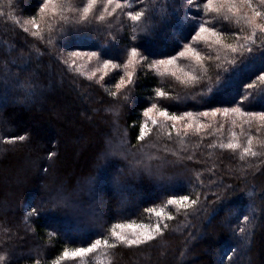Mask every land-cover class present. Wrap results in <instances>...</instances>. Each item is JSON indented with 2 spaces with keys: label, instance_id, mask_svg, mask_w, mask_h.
I'll use <instances>...</instances> for the list:
<instances>
[{
  "label": "trees",
  "instance_id": "1",
  "mask_svg": "<svg viewBox=\"0 0 264 264\" xmlns=\"http://www.w3.org/2000/svg\"><path fill=\"white\" fill-rule=\"evenodd\" d=\"M40 2L11 0L9 6V0H0V41L4 44L3 48L0 45V169L15 170L16 175L15 184L8 178L0 179V256L5 257L0 264H35L37 259L41 264H51L65 248L87 247L95 239H111L110 229L118 223H159L163 234L139 247L101 248L87 257L62 264H264V147L254 140L253 150L258 155L245 156L243 160L240 149L233 152L219 147L221 142H228L233 131L240 144L246 146V135L241 134L239 121L233 128L230 118L200 117L202 123L211 127L199 133L189 131L186 136H177L168 126L149 124L152 128L149 136L143 142L137 139L145 120L143 110L152 103L177 115L236 106L235 102L242 98L243 85L255 80L259 60L240 73L230 87L209 93L208 87L214 85L217 74L223 76V70H231V66L224 63L223 53L221 60L216 61V53L205 44H194L202 55L213 57L204 63L207 73L192 61L181 59L178 63L185 71L200 76L198 82L182 84L170 75H159L145 63L137 67L134 84L113 97L109 93L116 91L115 84L124 75L122 67L113 70L106 81L99 82L81 78L76 70L75 74L65 63L67 56L103 47L101 63L106 58L122 63L127 58L124 49L131 46H138L149 61L165 58L161 54L174 55L179 50L177 41L181 46L191 42L183 39L191 31L184 13L195 14V6L187 8L186 0H144V4L166 6L170 13L176 9L179 15L152 36L137 34L135 41L130 32L132 22L121 10L104 24H74L72 20L77 17L74 12L65 13L69 17L67 22L59 17L47 18V23L41 26V39L30 31L25 33L21 27L38 12ZM85 2L71 3L77 7ZM133 3L136 10L144 6L139 0ZM216 26L238 32L234 23ZM236 59L239 63V55ZM217 63L222 67L217 68ZM49 66L54 76L61 75L64 79L55 88L58 99L37 87L43 85ZM157 88L165 91L167 97H156ZM41 99L44 105L39 104ZM74 101L81 114L95 115L101 120L91 123L94 131L82 120L70 127L64 113L61 121L51 116L67 103L76 109ZM243 109L264 111V98L245 100ZM220 125L223 128L217 131ZM256 129V123L251 127L243 125L245 134L264 139V131L258 133ZM125 133L128 145L136 146L132 152L140 149L138 155L154 172H162L164 179L146 174L133 176L127 162L118 158L98 159L105 149L104 141ZM18 136L25 139L7 142ZM56 136L61 138L60 145ZM116 144L118 140H114V147ZM50 154L54 155L49 158ZM45 168L47 172L43 171ZM117 175L118 183L114 180ZM57 189L72 195L73 207L48 210L45 205L39 216L28 215L32 207L47 201ZM230 189L236 191L228 195ZM248 192L254 195L249 197ZM214 193L220 196L219 200ZM179 195L192 199L199 196V204L179 211L167 205L169 198ZM152 208L163 209L173 219L158 220L148 211ZM244 215L250 221H244ZM241 227L246 229L245 233L239 231ZM50 233L54 235L50 237Z\"/></svg>",
  "mask_w": 264,
  "mask_h": 264
},
{
  "label": "snow or ice",
  "instance_id": "2",
  "mask_svg": "<svg viewBox=\"0 0 264 264\" xmlns=\"http://www.w3.org/2000/svg\"><path fill=\"white\" fill-rule=\"evenodd\" d=\"M139 2L144 6L136 10L133 0H123V2L122 0H86L82 6L77 7L72 6L71 0H42L38 5V12L31 19L25 20L21 27L25 33H28L30 31L29 26H31V28L36 29V31L31 32V35L42 39L41 22L47 23L46 17H59L61 20L67 22L69 17L65 13L74 12L77 14V17L72 20L74 24H91L93 22L104 24L110 22L109 18L114 17L117 10H121L122 15L132 22L130 32L132 33V40L135 41L137 34L152 36L158 28L166 26L171 22L172 18L179 15L176 9H173L170 13L166 6L144 4V0H139ZM186 3L187 8H192L193 6L196 8V13L191 16L188 15L187 11L184 13V19L191 26V31L189 32V36L183 39L190 40L191 42H185L181 46L179 41H177L176 47L179 50L174 55L161 54L165 58L149 61L148 56L138 50V46H131L124 49L127 57L126 61L113 63L112 58L103 59L102 63L91 71L87 78L92 80L100 72L102 73L100 76V80L102 81L108 74L109 69H119L122 67L124 75L120 76L119 81L115 84L116 91L109 93L111 96L116 97L122 89L134 84L137 67H142L143 64L147 63L150 69H154L161 76L170 75L182 84H193L200 80V76L195 75L194 72L185 71L178 61L181 59L192 61L194 65L199 66L206 74L207 69L204 68V63L206 60L213 59V57L202 55L194 46V44L203 43L210 51L216 53L214 57L216 61L221 60V53H223L224 63L231 66V70L228 68L223 70V76L217 74L214 85L208 87V92L211 93L214 89H226L230 87L240 73L246 69H251L257 60H259L260 67L255 73V80L243 85L244 92L242 93V98L235 102L236 106L214 108L211 111L195 114L193 112H184L181 115H177L174 112H170L167 108L161 107L158 103H152L151 106L143 110L145 120L139 128L137 137L138 141L143 142L149 136L152 131L149 124L159 126L160 128L168 126L172 130H175L177 136H186L189 131L199 133L203 129L211 127L210 124L202 123L199 119L200 117L216 118L223 116L225 120L230 118L233 128L238 126V121L240 122L241 134L246 135V146L240 144L237 133L233 131L228 142H221L219 147L233 152L240 149L241 160L245 156L255 157L258 153L253 150V141L256 140L261 147H264V139H258L256 136L245 134L243 132V125L247 124L251 127L253 123H256V131L258 133L264 131V111H245L243 103L245 100L256 99L257 97L264 98V0H200V3H197V0H186ZM9 6H11V0H9ZM201 12L203 16L199 15ZM209 16L212 19L205 18ZM10 18L12 17L10 16ZM222 22L234 23L238 27V32L218 29L217 23ZM121 30L123 31L124 29L122 28ZM102 55H104L103 47L99 51L70 53L71 57H83L89 62L92 60L100 61ZM237 55L240 57L239 63L236 59ZM229 56L232 58H229ZM65 63H68V61H65ZM72 64H75V60L72 61ZM241 65H243V68L240 67ZM216 67L221 68L222 64L217 63ZM258 84L260 85L259 88ZM155 95L161 99L167 97V93L160 88L155 90ZM124 99H128L127 95L124 96ZM113 111L115 115H118V112L114 109ZM222 128L223 125H220L217 131H220ZM125 136L126 133L115 138H110L108 147L100 153L98 159L108 160L110 158H118L127 162L128 171L133 176L138 177L146 174L149 177L157 176L161 180L164 179L162 172H154L151 165L144 162L142 155H138L141 151L140 149L132 152V148H136V146H129L127 140L124 138ZM168 136L170 139V131L168 132ZM17 139L23 141L25 137H12L7 142L14 143ZM114 140H118V144L115 147ZM210 146L214 147L215 145ZM152 147H155V145H152ZM51 155L54 154H50L49 158H51ZM172 155H175V153H172ZM188 159H191V157H188ZM43 171L47 172L48 169L45 168ZM121 171H124V169H121ZM119 179V175L114 178L116 183L119 182ZM235 191V189H230L227 190V193L231 195ZM214 195L217 194L214 193ZM247 195L252 197L254 194L248 192ZM217 199H220L219 195H217ZM198 204L199 196L192 199L189 195H179L172 196L167 200V205L175 206L177 211L180 209L187 210ZM45 205L48 210L63 209L73 207L74 201L72 195L64 189H57L55 194L50 195L47 201H42L40 206L32 207L28 215L39 216L44 210ZM148 211L154 213L158 220L160 218H164L165 220L173 219L163 209L156 210L152 208L148 209ZM243 219L244 221H250L248 215H244ZM252 219L254 220L255 217L253 216ZM164 227H167V225H164ZM239 231L245 233L246 229L241 227ZM162 234V227L159 223L155 225L118 223L110 229L111 239H95L87 247L65 248L57 258L51 261V264H62L64 261L87 257L90 254L96 253L101 248L115 249L119 245L129 248L133 246L139 247L156 240ZM52 235L54 233H50V237ZM4 259V256H0V261H4ZM35 264H41V260L37 259Z\"/></svg>",
  "mask_w": 264,
  "mask_h": 264
},
{
  "label": "rangeland",
  "instance_id": "3",
  "mask_svg": "<svg viewBox=\"0 0 264 264\" xmlns=\"http://www.w3.org/2000/svg\"><path fill=\"white\" fill-rule=\"evenodd\" d=\"M76 0H71V2H75ZM47 20V17L45 18ZM44 22H41V26ZM30 27V32L32 31H36V29L34 28H31ZM0 45L1 47L3 48L4 44L3 42L0 41ZM101 46V45H100ZM23 58H25L26 56L23 55L22 56ZM67 66H69L70 68H73L74 70V73H75V70L78 72V74H80V77L81 78H84V79H88V74L93 71L96 67H98L101 62L100 61H97V60H92L91 62L87 61L85 58L83 57H80V58H75V57H71L70 54L67 56ZM75 60V64H72V61ZM97 62H100V63H97ZM115 69H109L108 71V74L104 77V80L102 81H106V78L107 76ZM77 74V73H75ZM102 75V73L98 72L96 74V76L93 78V80H97L99 82H102L100 80V76ZM64 81V79L60 76H54V74L51 73L50 71V66L48 67V70H47V75H46V79L43 83V85H40V84H37V87L42 89L43 92L45 93H53L54 95V98L58 99V96L59 94L55 93L56 92V87L60 85V83ZM67 91H69L71 93V90L67 88ZM61 97V96H60ZM75 102V108L74 109V106L71 104H68L66 105L65 108H63V110L61 111H54L51 113V116H55L54 119L56 120H60L61 119V114H65L67 115V122H68V125L71 127L72 125L74 126L75 124L78 125V122L80 120L84 121L87 125H90L91 126V123L93 121H101L100 119H97L95 115H92L91 117L88 115V114H81L79 109H78V105L76 104L77 101H74ZM39 104L40 105H44V100L41 99L39 100ZM74 109V110H73ZM55 110V109H53ZM73 110V111H72ZM78 110V111H77ZM77 111V112H76ZM60 114V115H59ZM61 121V120H60ZM31 127V125L29 126L28 125V128ZM91 129L94 131V127L91 126ZM56 140H57V143L58 145H60V142H61V138L59 136H56ZM105 143V147L104 148H107L108 147V141H104ZM41 147L40 148H43V145H40ZM72 150H75L73 147H71ZM27 151H31L30 148H28ZM75 154V153H73ZM72 154V158L75 157V155L73 156ZM15 170L12 172L10 170H2L0 169V179H6L8 178L12 184H15V182H13V179L15 177ZM6 182V181H5ZM5 182H3L5 184ZM6 185V184H5ZM53 225V223H52ZM122 264H128L126 262H123ZM131 264V262L129 263ZM160 264H164V263H160Z\"/></svg>",
  "mask_w": 264,
  "mask_h": 264
}]
</instances>
